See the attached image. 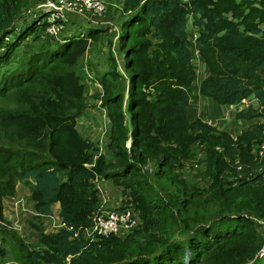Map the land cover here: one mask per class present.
Returning a JSON list of instances; mask_svg holds the SVG:
<instances>
[{
	"label": "trees",
	"instance_id": "16d2710c",
	"mask_svg": "<svg viewBox=\"0 0 264 264\" xmlns=\"http://www.w3.org/2000/svg\"><path fill=\"white\" fill-rule=\"evenodd\" d=\"M25 1L0 0V220L3 200L23 184L37 214V224L30 226L39 234L35 246L20 242L14 259L264 264V161L252 154L264 142V124L232 137L187 116L196 79L194 50L206 69L200 96L230 107L253 97L258 109L240 117L264 121V0H119L122 12L132 15L118 37L127 58L124 72L112 68L99 80L102 92L92 96L109 109L111 161L95 154L94 144L77 131L86 90L74 71L64 69L74 66V57L102 30L89 26L67 33L68 24L49 37L42 13L16 25ZM189 23L197 34L193 43ZM198 148L209 186L189 193L177 172ZM150 163L156 167L152 175L144 171ZM259 168L262 173L248 180H229ZM150 180L179 186V194L153 204ZM104 181L119 189L122 207L137 212L140 225L126 236L91 242L82 233L93 225L100 205L96 183ZM210 203L218 209L213 217L196 212ZM54 204L64 229L46 234L40 218ZM189 222L197 226L188 231ZM167 231L171 238L164 240ZM0 234L3 243L17 241L8 230L0 228Z\"/></svg>",
	"mask_w": 264,
	"mask_h": 264
},
{
	"label": "rangeland",
	"instance_id": "374dc122",
	"mask_svg": "<svg viewBox=\"0 0 264 264\" xmlns=\"http://www.w3.org/2000/svg\"><path fill=\"white\" fill-rule=\"evenodd\" d=\"M10 1H19V0H10ZM51 0H26L24 5L21 7V11L19 14V18L14 23L19 25L27 24L30 20V18H27L26 11L31 10L32 12H37L39 10V7H42L47 2ZM104 6H105V16L109 18L110 22L115 25L118 29V33L120 35L125 32V29L122 27L124 22H127L132 15H129L127 13H123L120 6L119 0H100ZM117 6V7H116ZM39 12V11H38ZM100 19L101 17H96ZM95 19L96 22L101 23L100 20ZM74 20V21H73ZM77 20V21H76ZM82 18L72 17L71 21H73L72 24L80 25L77 26L78 28H72V25L69 24L68 26V32L72 31V33L79 32L80 29L84 30L85 32L89 28L88 25H86ZM102 31L93 39H91L89 42L86 43L85 47L81 50L80 53H78L74 57V66L68 67L65 66V70L68 72L74 71L75 74H77L80 77V83L84 86L86 93L83 94V100L82 105L83 107L80 109V115L76 118V129L79 132V134L84 137L88 138L89 141H91L94 144L95 149L97 150L95 154H99V152H102V154H105V158L107 161H111V153L108 149L107 143H108V128H109V122L107 121V113H108V107L103 106V103L100 100H95L92 98L93 95L99 94L102 92V89L99 85V80L107 73L110 72L112 68L116 67L117 70L121 69L124 72V65L127 61V58L125 57L124 50L121 51L119 49L120 43L117 40H114L115 34H112L108 31L104 26L99 27ZM193 28L188 27V36L191 40H193ZM36 33H39V31ZM33 37L31 36L29 42H31ZM190 43H192L190 41ZM115 44V46H114ZM118 58L117 60L113 56V52ZM115 62H114V60ZM196 70L197 75L200 76V71L196 67H194ZM125 74H129L125 70ZM126 82V81H125ZM127 84V82L125 83ZM250 114V113H249ZM217 117L218 115L215 114ZM256 119V120H255ZM235 120L239 121V123H236L235 126L230 127V132L237 134L240 132H243L244 128H251L252 126L256 125H262L264 124V121L259 118H252V119H244L241 118L240 115H236ZM244 121L246 124H244ZM126 122H128V117L126 118ZM245 127H244V125ZM255 124V125H254ZM252 125V126H251ZM225 129L227 130L226 126ZM224 129V130H225ZM227 132V131H226ZM230 134V133H229ZM241 134V133H240ZM264 135V130H263ZM236 137V136H235ZM128 144L125 145V148L128 149ZM264 147V142L261 144H258L254 146L252 150V154L255 157L254 159L260 163L264 161V156H259V151L261 148ZM203 160V154L201 151V148L195 149V158L193 161L188 165V167L184 171H178L179 179L182 180L187 189L186 191L191 192L189 189H199L198 191L202 190V188H207L209 186V178L205 171V165L202 162ZM155 165L154 164H147L144 171L153 174L155 172ZM259 173H262V169L259 168L258 170H251L248 175H236L235 177H232L229 180H233L235 178L237 179H246L248 180L251 178V176H257ZM153 186L154 190H151L153 192V197L151 198V202L153 204L158 203L159 198H163L164 201H171L170 197L177 196L180 191L178 187L171 186L168 182L165 181H159V182H153L152 180L149 181ZM25 187L26 186H22ZM29 188V187H28ZM117 191V190H116ZM114 191L113 196H110V205H116L119 202L120 194L119 192ZM157 197H156V196ZM189 196V194H188ZM186 198L184 197L183 200ZM123 200L121 201L122 205ZM172 202V201H171ZM217 205L215 204H208L204 209H199L196 211L197 213H207L208 218L213 217L217 212ZM169 213V212H166ZM56 215V214H54ZM188 217H190L189 214H186ZM180 218V217H179ZM185 218V217H184ZM181 223V227H182ZM197 225H194L193 222H189V226L186 230H191L192 228L196 227ZM165 227L168 228L167 223L165 224ZM0 228L3 230H8V224L4 222L3 220L0 221ZM169 229V228H168ZM11 232V231H10ZM160 235V234H159ZM17 241H14V244L16 246L15 249L20 248L19 246V235L15 236ZM162 239H170L171 233L167 231L162 237ZM181 238V236H180ZM0 240L2 241V235L0 234ZM3 244V241H2ZM5 247L8 245L7 242H4ZM4 248V247H3ZM5 255L4 257H0V263L4 264L8 256H12V254H9L8 250H4ZM12 260V259H11Z\"/></svg>",
	"mask_w": 264,
	"mask_h": 264
},
{
	"label": "crops",
	"instance_id": "0c3cea01",
	"mask_svg": "<svg viewBox=\"0 0 264 264\" xmlns=\"http://www.w3.org/2000/svg\"><path fill=\"white\" fill-rule=\"evenodd\" d=\"M106 18L109 19L108 17ZM113 56L118 62V58L114 52ZM194 66L199 69L200 76L196 73V79L192 85L191 97L187 111L189 120L193 121L199 119L200 121L216 128L219 131H227L232 137L238 136L241 133V129L237 134H233L234 130L233 133L229 131L231 126H235L236 123H239V121L235 120L236 115H247L251 112L256 111L258 109V103L253 97H250L244 102H240L232 107L219 106L212 100L201 97L199 94V84L201 80L206 76V69L202 60L199 59L194 60ZM118 70L121 71V69ZM215 114H217L218 117ZM245 122L247 121H244V124H246ZM225 126L227 130L225 129ZM247 130V128H244L243 132ZM22 186L24 185L18 184L16 186L15 195L12 198H5L3 200L2 220L8 224V228L14 235L20 236L19 241L21 243L35 246L38 243L39 234L37 231L31 228L30 223L37 224V222L34 221V218L37 216V214L33 209L30 189L28 187L25 188ZM96 187L98 188V190H101L107 202L110 201V196H113L114 191L117 190L116 192H119V189L116 188L110 181H104L101 183L99 182L96 184ZM40 219L42 227L46 234L56 233L63 228L62 221L59 217L58 204H54L52 206V212L49 216H42ZM14 241V239L11 240L9 238L7 242L8 245L6 247L3 243L4 250H8L9 254H12L11 257H7L4 264H20L14 259L13 256L14 252L17 253L18 251V249H15L16 246L14 244Z\"/></svg>",
	"mask_w": 264,
	"mask_h": 264
},
{
	"label": "built area",
	"instance_id": "2783aa9c",
	"mask_svg": "<svg viewBox=\"0 0 264 264\" xmlns=\"http://www.w3.org/2000/svg\"><path fill=\"white\" fill-rule=\"evenodd\" d=\"M39 13H42L44 16L43 22L46 24L44 33L49 37L56 38L59 36L66 25L73 23L74 20L71 21L72 17L82 18V21L88 26H104L109 32L115 34L114 40H117L119 37L117 27L106 18L105 6L100 0H51L42 7H39L37 12H32L31 10L26 11L27 18L32 19L36 18ZM96 17L101 18L98 19ZM95 19L100 20L101 23L96 22ZM188 27H191L190 23ZM196 37L197 34L194 30L193 40L189 38V41L193 43ZM191 58L193 66L194 60H201L197 52L194 50H191ZM127 144H129V142ZM101 153L102 152H99V154ZM259 156H264V147L259 151ZM96 189L100 196V205L93 218V225L90 228L85 229L82 233L85 239L92 242L98 238L126 236L139 227V214L132 208L126 206L122 207L120 203L123 198L119 199L120 203L118 202L116 205H110L109 202L105 200L101 190H98L97 187ZM62 229H64V226ZM2 247L3 244L0 240V250Z\"/></svg>",
	"mask_w": 264,
	"mask_h": 264
}]
</instances>
